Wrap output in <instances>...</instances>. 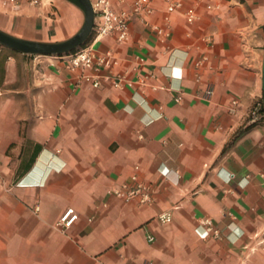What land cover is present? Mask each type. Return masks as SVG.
<instances>
[{
    "label": "crops",
    "instance_id": "obj_1",
    "mask_svg": "<svg viewBox=\"0 0 264 264\" xmlns=\"http://www.w3.org/2000/svg\"><path fill=\"white\" fill-rule=\"evenodd\" d=\"M153 6L129 42L92 39L113 62L92 72L99 88L66 58L0 45V264H264V0ZM84 24L67 0H0V30L20 39L61 43ZM137 183L149 203L117 194Z\"/></svg>",
    "mask_w": 264,
    "mask_h": 264
},
{
    "label": "built area",
    "instance_id": "obj_2",
    "mask_svg": "<svg viewBox=\"0 0 264 264\" xmlns=\"http://www.w3.org/2000/svg\"><path fill=\"white\" fill-rule=\"evenodd\" d=\"M128 0H116V4L119 9L115 8L113 0H97L93 2L96 12V27L94 32L93 42L106 37H115L121 43H127L131 39V23L133 19L138 16L146 20V17L151 16L154 13L153 0H136L130 8H124ZM33 4H39L41 0H31ZM9 4L14 9H18L22 6L23 0H9ZM182 7L181 2H171L169 11L173 12ZM187 17L191 23L197 19L196 14L193 11L187 13ZM154 29L158 32V35L163 40H168L171 37L170 32V17H166V27L154 26ZM69 60V68L72 71H79L83 78L92 82L94 88L101 86V79L98 74H93V71L100 72L101 68L106 67L111 69L113 62L108 58L101 56L94 49L93 44H89L80 50L61 56ZM124 78L118 77L114 79V85L116 87H124ZM211 95L212 92L209 91ZM182 97H179L177 101H181ZM259 104L253 112L254 121L261 119ZM135 181L138 178L135 177ZM117 194L126 198L128 201L138 199L141 204H147L152 200V194L148 187L142 183H137L134 187H126L125 190L117 192ZM79 220V215L74 209H69L62 217L59 225L66 229L71 228ZM159 222L163 225H167L173 222V214L171 212H165L159 216ZM207 226L205 238L210 236L220 237L222 230L220 227L215 226L210 220L205 221ZM151 241L155 239L151 237ZM148 264H154L149 262Z\"/></svg>",
    "mask_w": 264,
    "mask_h": 264
},
{
    "label": "water",
    "instance_id": "obj_3",
    "mask_svg": "<svg viewBox=\"0 0 264 264\" xmlns=\"http://www.w3.org/2000/svg\"><path fill=\"white\" fill-rule=\"evenodd\" d=\"M85 14V24L71 39L61 43H41L14 37L0 30V45L25 55L61 57L89 45L96 27V12L92 0H67ZM264 82V71H263Z\"/></svg>",
    "mask_w": 264,
    "mask_h": 264
},
{
    "label": "trees",
    "instance_id": "obj_4",
    "mask_svg": "<svg viewBox=\"0 0 264 264\" xmlns=\"http://www.w3.org/2000/svg\"><path fill=\"white\" fill-rule=\"evenodd\" d=\"M92 42V40L90 41V43ZM89 43V44H90ZM260 105H261V107H260V113H261V115L263 116V118H264V104L261 102L260 103Z\"/></svg>",
    "mask_w": 264,
    "mask_h": 264
}]
</instances>
